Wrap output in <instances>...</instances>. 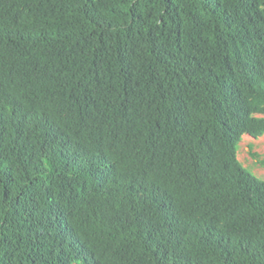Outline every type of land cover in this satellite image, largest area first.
<instances>
[{"label":"trees","instance_id":"obj_1","mask_svg":"<svg viewBox=\"0 0 264 264\" xmlns=\"http://www.w3.org/2000/svg\"><path fill=\"white\" fill-rule=\"evenodd\" d=\"M246 134L264 0H0V264H264Z\"/></svg>","mask_w":264,"mask_h":264},{"label":"rangeland","instance_id":"obj_2","mask_svg":"<svg viewBox=\"0 0 264 264\" xmlns=\"http://www.w3.org/2000/svg\"><path fill=\"white\" fill-rule=\"evenodd\" d=\"M251 151H256L264 159V135L253 137L251 135H244L239 145V159L243 164L258 178L264 180V166L255 159Z\"/></svg>","mask_w":264,"mask_h":264}]
</instances>
